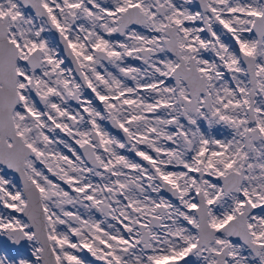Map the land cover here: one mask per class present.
<instances>
[{"label": "snow or ice", "instance_id": "obj_1", "mask_svg": "<svg viewBox=\"0 0 264 264\" xmlns=\"http://www.w3.org/2000/svg\"><path fill=\"white\" fill-rule=\"evenodd\" d=\"M53 28L75 68L61 67L60 50L42 35ZM221 127L231 139L219 138ZM57 129L83 153L46 134ZM8 170L22 190L12 191ZM77 204L88 219L66 207ZM0 206L27 217L0 214V236L33 245L30 256L18 247L0 254V264H89L75 254L85 250L102 264H179L190 255L203 264H264V2L0 0ZM93 208L104 221L91 218Z\"/></svg>", "mask_w": 264, "mask_h": 264}, {"label": "flooded vegetation", "instance_id": "obj_2", "mask_svg": "<svg viewBox=\"0 0 264 264\" xmlns=\"http://www.w3.org/2000/svg\"><path fill=\"white\" fill-rule=\"evenodd\" d=\"M100 2H101L102 4H105V3H106V4H108L109 6L112 5V0H100ZM29 14H31V13H29ZM83 22H84V21H83ZM79 23H82V21H80ZM136 28H137V30H141V29H143V28H141V27H139V26H136ZM42 35L45 37V39H48V40L53 44L54 47H57V48L60 50V55H61V57H63V58L65 59V65H62L61 67L68 66V67L75 68V65L72 64L71 60L67 57V53L64 51L63 43L61 42L60 37H59V34L55 31V29L53 28L52 31H50V32H45V33H43ZM108 39H111V40H113V41H116V40H123V37H119L118 35H114L113 37H109ZM209 53H210V52H209ZM209 55H210V54H209ZM168 56H170L171 59H173V60L176 59V57L173 56L171 53H169ZM125 59H126L127 61L130 60L129 64H132L133 67H136V65H141V64H143L142 61L135 60V59H132V58H125ZM206 59L210 60L209 56H207ZM24 63H25V62H24ZM104 64H105V66H106L107 69H108V65H109V63H108L107 61H105ZM98 70H99L100 72H103V71H102L103 68H99ZM37 71L39 72V70H37ZM122 76H123V75H122ZM123 77H124V76H123ZM124 78H128V77H124ZM77 80H79V77H78V76H77ZM169 82H172V83L174 84V86H175V80H174L172 77H168V78H166L165 83H166L167 85H169ZM85 95L88 96V97H90V98H93V99H94V94L91 93V90L86 89V90H85ZM32 96H33L34 101H35L36 104H37V107H38L40 110H43V109H44V105L39 101V98H38V97L36 98V97L33 95V93H32ZM95 104H96L97 107H99V108L102 109L103 106L100 105L99 101H95ZM68 106H69L70 108H72L73 110H77V109H78V105H77L76 101H74V100H70ZM160 110H163V109H158L157 112H159ZM85 115H86V114H85ZM101 126L104 127L107 131H109L112 135L117 136V138H119V139H124V137H123V133H118V131L112 127V125H111V123H110L109 121H102V122H101ZM46 134H48V135L50 136V138H51V137H55L56 139H64V140L68 141L69 143L73 144V146H74L76 149H78V150L80 151L81 154L83 153V149H79V145H76L75 142H74L73 140H71L70 138H68L67 136H65V134L62 133V132H60L59 129L56 130V133H46ZM57 147H58L57 151H60V152H62V153H64V154H66V155H69V158H72L71 155H70V153H68L67 149H65V148L63 147L62 144H57ZM141 147H143V145H142ZM121 153H122L123 155L127 156L129 159L135 160V161H137V162L143 164L144 166H148V165H147V162H145V161H141L140 158L137 157V156H135L134 153L128 152V151H126V150H121ZM36 166H37V168L42 167V168H43V171L45 170L44 172H45L48 176L51 177V173H49V172L47 171V169L45 168V166H44L43 164H40L39 161L36 162ZM169 170H177V169H173L172 166H169ZM178 170H180V169H178ZM101 171H102V170H101ZM192 175H197V174H196V173H193ZM89 178L92 180V182H93L94 184H96V183H102L100 177L90 176ZM52 179H53L54 181H57V183H60L62 187H65V189L68 190V191L70 192L71 195H75V193H72L71 190L67 188V185H64V184H63V182L56 180V178H54V177H53ZM218 183L222 184V181H219ZM153 195H154V194H153ZM161 196H163V197H164L165 199H167V200L172 201L173 203H178V204H179V201H178L175 197L171 196V194H170L169 192H167V191H162ZM84 203H90V202H89V201H85ZM66 207H67L68 210L73 211L74 213H75V212H79V213L82 215V218H83V219H88V218H89V214H88V213L86 212V210H85L83 207H81V205H79V204H77V205H75V206L67 205ZM90 215H91V218H92L93 220H96L97 222H99V221H104V220H105V217H104L99 211H97L95 208H93V210H92V212H91ZM106 223H113V224H115L116 221H112L111 218L109 217V218L107 219ZM106 223H105V224H102L101 227H102V228H106ZM117 226L119 227V225H117ZM69 235H70V238L72 239V241H73V242H76V239H77V238L74 237V236H71L70 233H69ZM125 235H127V234L125 233ZM80 255H82V257L85 258L86 260H89V259H90V261L92 262L91 264H102L101 261H96L94 257H90V256L88 255L87 250H85L84 252L80 253Z\"/></svg>", "mask_w": 264, "mask_h": 264}, {"label": "rangeland", "instance_id": "obj_3", "mask_svg": "<svg viewBox=\"0 0 264 264\" xmlns=\"http://www.w3.org/2000/svg\"><path fill=\"white\" fill-rule=\"evenodd\" d=\"M180 2H181V0H177V3H180ZM239 2H240L241 4H248V3H253L254 0H239ZM261 2H262V1H261ZM82 23H84V22L82 21ZM216 27H217V31H218V32H221V34H222V38L224 39V41H225L226 43H230V44H232L234 47L238 48V46H235V45H234V41L231 40V35H230V34H227V30L223 29L221 25H217ZM138 31H141V32H143L144 34H148L144 29H141V30H138ZM202 35H204V34H202ZM245 36H252L253 38H255L253 33H245ZM209 54H210V55H209ZM207 56H209L210 60H212V59L215 58L213 53H211V52H210V53H209V52H204V53H203V57L206 59ZM168 58L171 59L170 56H168ZM129 62H130V60L127 61V60L125 59V61H124V65H126V66H132V64H129ZM21 63L24 64L23 61H22ZM132 67H133V66H132ZM145 67H146V66H145L144 64L136 65V68H140V69H144ZM102 71H103V72H101V73L104 74V68H103ZM108 71H110L113 75L118 76V77H119V78H120L125 84H127V86H129V87H135V82L132 81L130 78H124V77L122 76V74L119 73L118 69H116L113 65H111V64L108 65ZM229 79H230V77H229ZM141 82L143 83V80H142ZM168 86H174V84H173L172 82H169V85H168ZM141 91H142V90H141ZM142 94H143V91H142ZM153 95H154V94H153ZM258 99H259V98H258ZM157 114H159V115H161V116H164V115H166V112H165V110L163 109V110H160L159 112H157ZM146 115H148L149 117H152V116H153L152 113H148V114H146ZM218 135H219V138L222 139V140H227V139H231V138H232V137H231V129H227V128H225V127H221V128H220V132H219ZM54 147H55L56 149H58L57 145H54ZM38 169L41 170V171H43V168H42V167H40V168H38ZM44 171H45V170H44ZM44 171H43V172H44ZM176 171H179V170L177 169ZM44 173H45V172H44ZM4 174H6V175L8 176V178H9L10 180H12V181H13V184L15 185V187L12 188V191H16L17 189H20V190L23 189L20 180L15 176V174H14L13 172H7V171H6ZM45 175H47V174L45 173ZM211 179L214 180L215 178H211ZM55 182L57 183V181H55ZM154 195H155V194H154ZM176 204H178V203H176ZM212 207H213V209L215 210L216 214H220V212L222 211L219 205H212ZM185 211H186V210H185ZM258 211H259V209L257 210V212H258ZM0 214H5V215H7V214H11V215H13V216H18V217H20V218H22V219H25L24 216L22 215V213H12L11 210L4 209L2 206H0ZM25 220H26V219H25ZM181 223L184 224V225H185L186 227H188L189 229H191V226H190V225H187V223H186L185 221H181ZM58 230H59L60 232H65V233H67V226H66V225H59V226H58ZM192 231L195 232L194 229H192ZM68 234H69V233H68ZM69 236H70V235H69ZM28 247H29V250H30V252H31V251L33 250V245L28 244ZM13 248H14V247H13L12 245H10V243L6 240V238H5L4 236H0V254H8V255H12V254H13V253H12V249H13ZM69 251H73V252H74L75 250H71V249H70ZM75 254L78 255V256H80V257H82V255H80V253H75ZM23 255L27 256L26 254H23ZM88 255H89L90 257H92L90 253H88ZM205 255H206V253H205ZM82 258H83V257H82ZM88 262H89V264L92 263V262L90 261V259L88 260ZM179 264H203V261H202V259H200V258H198V257H195V256L190 255L189 257L186 258L185 261H180Z\"/></svg>", "mask_w": 264, "mask_h": 264}, {"label": "water", "instance_id": "obj_4", "mask_svg": "<svg viewBox=\"0 0 264 264\" xmlns=\"http://www.w3.org/2000/svg\"><path fill=\"white\" fill-rule=\"evenodd\" d=\"M196 2L198 3L199 2V0H196ZM262 2H264V0H262ZM33 95L35 96V93L33 92ZM36 97V96H35ZM37 98V97H36ZM7 172H12V171H10V170H8ZM14 174H15V176L20 180V182H21V185H22V187H23V182H22V180L20 179V175H19V173H15V172H13ZM258 210V209H257ZM257 210H255V211H257ZM23 215V214H22ZM24 216V215H23ZM24 218L27 220V217H25L24 216ZM233 239H235V238H233ZM13 247H18L19 248V251H20V253L21 254H26L27 256H30V250H29V247H28V243H25V244H23V245H21V246H13Z\"/></svg>", "mask_w": 264, "mask_h": 264}]
</instances>
